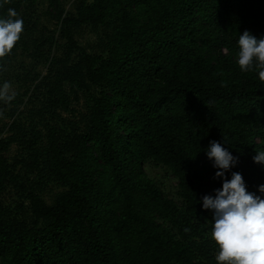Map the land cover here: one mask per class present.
Listing matches in <instances>:
<instances>
[{
  "label": "trees",
  "instance_id": "1",
  "mask_svg": "<svg viewBox=\"0 0 264 264\" xmlns=\"http://www.w3.org/2000/svg\"><path fill=\"white\" fill-rule=\"evenodd\" d=\"M41 1L66 51L41 54L48 74L25 75L0 130V264H216L213 211L202 206L223 183L210 141L238 157L227 178L240 172L264 198L253 160L264 151V82L236 62L240 34L264 35V0H75L73 10L7 0L0 16L15 9L24 31L0 59V83L30 32L24 10ZM87 26L101 30L94 47L76 37ZM81 100L86 133L61 114ZM149 165L178 180L177 199Z\"/></svg>",
  "mask_w": 264,
  "mask_h": 264
},
{
  "label": "clouds",
  "instance_id": "2",
  "mask_svg": "<svg viewBox=\"0 0 264 264\" xmlns=\"http://www.w3.org/2000/svg\"><path fill=\"white\" fill-rule=\"evenodd\" d=\"M7 0H0V6ZM24 21L13 8L0 16V59L7 57L24 31ZM237 64L242 72H255L264 82V35L259 38L245 30L238 38ZM10 83H0V101L9 103L15 99ZM224 143L213 140L206 150L218 171L216 178L223 180L222 187L215 189V195L202 198L203 208L213 211L211 238L218 246L216 264H264V198L247 190L240 172L226 173L238 163ZM264 164V151H257L253 157ZM264 194V184L258 186Z\"/></svg>",
  "mask_w": 264,
  "mask_h": 264
},
{
  "label": "rangeland",
  "instance_id": "3",
  "mask_svg": "<svg viewBox=\"0 0 264 264\" xmlns=\"http://www.w3.org/2000/svg\"><path fill=\"white\" fill-rule=\"evenodd\" d=\"M66 9L73 10V5L75 0H64ZM48 5L47 3L41 1L32 7H28L24 10V16L29 24L30 32L29 35L25 37L24 41L19 42V46L15 48L12 53L11 62L8 64L10 70L6 72L10 83V91L15 93V99L9 103H4L0 101V130L5 124H10L13 122V118L10 116V111L18 106L20 102L18 100L23 99L22 96L26 90L25 81L23 80L26 74H29V79L32 80L36 74H41L40 80L43 76L47 75L48 67L52 59L42 57L41 54L45 56L60 57L63 56L66 49H64L65 38H61V34L58 30V25L54 19L47 14ZM101 30L92 27H84L82 31L77 34V39L80 43L88 47H94L98 43ZM55 40H58L59 44H55ZM26 43V48L24 47ZM26 52V53H25ZM37 82V83H38ZM46 88L42 87L40 90L34 91L33 94L35 98L33 101L37 108L42 105L41 99H44V93ZM27 96L25 97V100ZM76 108V113L72 114L70 112L61 111L63 117L75 121L78 125V132L86 133L87 126L83 114H86L87 110L85 108L84 100L79 103H74ZM23 108V105H22ZM27 120L24 124H27ZM44 129V127H42ZM45 130V129H44ZM10 134L5 132V135ZM22 147L18 143H14L11 146L10 156L12 158L18 157L22 152ZM148 172L153 175L158 182L162 185L163 189L170 195V197L176 198V191L178 186V180L162 167L155 165H149L147 167ZM59 189L53 188L46 197L49 202H52L50 196L53 197L58 193Z\"/></svg>",
  "mask_w": 264,
  "mask_h": 264
}]
</instances>
